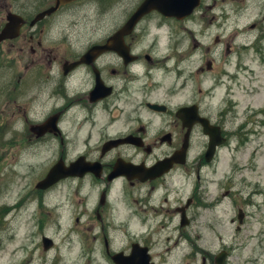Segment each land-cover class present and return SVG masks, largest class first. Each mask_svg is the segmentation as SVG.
<instances>
[{"label":"rangeland","instance_id":"obj_1","mask_svg":"<svg viewBox=\"0 0 264 264\" xmlns=\"http://www.w3.org/2000/svg\"><path fill=\"white\" fill-rule=\"evenodd\" d=\"M8 1L9 7L15 5L14 0ZM34 1L19 0L15 6L29 7L32 18L49 4ZM142 1H100L97 10L89 11L93 29L87 32L81 25L84 33L77 38L82 43L90 37L104 42ZM1 8L0 4V28L4 17ZM202 9L199 17L204 16V22L198 24L194 19L174 25L171 43L167 27L158 30L153 24L146 32H140L141 27L138 30L142 35L138 45L142 56L164 58V66L173 63L175 75L165 72L164 66L162 70L153 69L152 76L146 73L147 77L135 81L130 92H120L96 115H65L61 136L43 144L32 140L30 127L46 121L60 103L41 80L22 76V64L15 63L16 49L0 43V264H110L96 254L105 242L99 238L100 226L95 224L102 183L91 178L64 180L45 194L36 190L37 183L61 157L69 163L87 148L85 138L92 127L84 125L77 131L76 124L81 121L91 118L93 130L106 124L109 129L103 132L113 136L124 132L138 118L158 125L160 120L146 109L147 102L160 101L177 108L204 96L208 118L223 128L227 141L218 149L214 161L202 167L195 160L202 148V140H198L189 160L196 162L189 166L191 175L176 173L173 182L167 184L169 201L174 198L173 206H179L181 201L192 198L190 189L197 180L198 204L189 211V225L183 227L181 213L175 211L171 231L158 233L155 239L159 242L172 237L166 245L172 251L158 260L163 264H202L206 257V264H216L218 254L226 251L225 264H264V0H203ZM84 12L88 13L86 7ZM67 18L70 16L62 22ZM164 31L167 34L161 38ZM156 36L158 43L153 41ZM173 53L174 62H167ZM210 64L213 67L207 70ZM185 71L192 75L188 81L191 88L179 91L184 79L177 76L187 77ZM171 89L174 94H170ZM115 107L120 116L112 122L109 115H113ZM97 141L96 134L92 147ZM123 182L113 187L116 207L121 204V187H126ZM160 193L161 188L157 203ZM201 203L208 205V210ZM242 212L244 222L240 225ZM121 220L117 218L118 223ZM115 227L112 233L117 239L113 247L119 250L126 245L127 236L124 228ZM106 232L109 237L111 230ZM44 236L54 241L53 248L47 251Z\"/></svg>","mask_w":264,"mask_h":264},{"label":"flooded vegetation","instance_id":"obj_2","mask_svg":"<svg viewBox=\"0 0 264 264\" xmlns=\"http://www.w3.org/2000/svg\"><path fill=\"white\" fill-rule=\"evenodd\" d=\"M35 1L49 3L37 14L55 4V0ZM8 2V0H6V3L4 0H0L4 15L1 30L6 24V16L11 11L23 17L26 23L22 27L18 39L5 41L2 45L11 44L16 49L15 63L22 64L24 69L22 76L28 77L30 80L31 78L41 80L46 85L51 97L58 100L59 107H55L52 114L60 115L62 121L65 120L64 116L69 113L76 115L79 112H84L87 114L93 113V116L96 115L101 108L106 106L109 100L120 92H130L132 85L136 83L135 81L140 82L147 77L146 73L140 72L143 66L151 68L152 65L155 66L158 62L151 55L143 57V52L138 51L140 36L137 32L125 39L130 48V53L135 57L134 60L131 57L124 60L115 52L104 54L92 52L94 48L105 45L118 29H113L104 42L90 37L87 43H82L77 38L81 32L84 33V29L80 27L81 25L86 26L87 32L90 28L93 29V17H91L89 11L98 9L99 0L74 2L62 7L55 14L46 17L33 27L30 26V23L37 14L29 20V7L15 6L20 4L19 0H14L15 5L9 7ZM84 7L87 8L88 13H83ZM68 16L70 18H67L66 22H62ZM153 17H157V20ZM164 19L157 13L151 14L139 24L137 30L142 26L163 25ZM96 31H99V28H96ZM85 58L86 60H84ZM33 82L35 83L34 80ZM101 88L106 90L110 88L113 92L112 96L100 101ZM206 98L205 96L194 97L192 102L187 105L192 108V113L187 117V121L194 117L197 120L190 127L185 126L184 121L179 118V109L176 111L168 110L166 114L152 112L154 115L159 116L160 123L158 125L143 123L139 118L134 119L128 125L129 131L127 134L121 133L120 137L105 140L106 142L108 140L128 139L125 144L115 146L105 152L104 145L95 149V151L89 150L84 153L85 160L92 164H100L103 168V175H111L116 168L126 173L127 171H134L129 167L130 164L144 168L172 158L183 149L186 142L188 143V157L192 156L196 143H200L198 140H202L201 151L195 160H199V164H203L202 167L208 166V135H206L202 124V122L208 124V101ZM110 109L111 107H108L107 111ZM114 110L113 115H109L112 122H115L113 118L120 116L119 109L115 107ZM62 121L60 122L62 123ZM129 122H131V119H129ZM93 123L94 121L88 118L87 121H82L76 125L80 130L87 124L95 128ZM91 137L92 134L89 135V138ZM193 164H196V162H193ZM188 165L189 160L186 165L175 162L172 171L160 179L150 180L146 183H141L139 180L129 182L131 188L126 189L120 198L125 202L118 204L117 207L115 204L109 203L111 202V186L113 184H108L106 178L102 180L105 188L100 196H105V203L98 201L95 208V213H97L95 222L101 226V231L105 237L107 235L106 229L113 228L119 217H122L119 222L120 225L128 229L127 243L124 249L111 251L107 241L105 255L112 258L115 253L119 252L133 259L142 260L143 264H159L158 257L160 259L164 253V244L170 241V236L164 242L157 241L156 236L158 233L163 234L170 231V226L176 214L175 211L180 212L181 215L184 213L185 216L191 218L189 211L191 212L198 204L196 187L190 191L189 197L192 198L187 199L185 202L181 201L179 206H173L174 198L169 201L170 189L167 184L173 182L176 173L183 172L186 174L185 169ZM159 188H161L162 193H160V203H157ZM204 199H206L205 195ZM176 203L179 204L178 201ZM201 205L208 210V205L203 203ZM141 228H144V230ZM111 239L113 241L115 238L111 236ZM189 259L194 261L195 258L189 257ZM206 262L207 258L203 257L201 263L206 264Z\"/></svg>","mask_w":264,"mask_h":264},{"label":"water","instance_id":"obj_3","mask_svg":"<svg viewBox=\"0 0 264 264\" xmlns=\"http://www.w3.org/2000/svg\"><path fill=\"white\" fill-rule=\"evenodd\" d=\"M70 2L69 0H57L56 7L48 10L46 13H42L39 15L38 18H41L47 14H50L57 10L61 5ZM200 5V0H145L142 5L136 10L134 15L130 18V20L127 22V24L110 40L113 44L112 47H108L111 50H121L124 48V37L131 34L134 30L136 24L147 14L151 13L154 10H158L159 12L163 13L165 16H176L177 18H185L187 16H190L194 10ZM16 16L11 15L9 17V23L7 24L5 30L0 34V42L7 38H15L18 35V29L20 21H16ZM103 97L106 96L102 95ZM102 97V98H103ZM155 107V106H151ZM49 125H53L52 128L55 130V125L57 124V121H48ZM48 124L44 126H39L34 128L33 130H42L40 133V136L48 132L50 129L48 128ZM208 133L211 135V150L213 152V149L216 148L218 144H221V142H218L215 138L213 133L208 130ZM211 152V151H210ZM91 168L89 166H84L83 161L78 160L74 163H72L69 167H67L63 160H60L50 171L47 178L42 181L38 188L40 189H47L59 180L63 178H68L71 176H79L83 177L87 172H89ZM168 171L169 169H165ZM158 171L161 172L160 174H163L166 171ZM153 172V170H150ZM149 171V172H150ZM119 175H112L111 179L114 177H117ZM131 178V176L129 177ZM140 178H147L140 176ZM243 218L240 215V222L242 223ZM46 249L52 246V243L48 240L45 242ZM227 258V254L225 252L221 253L217 257V263L218 264H224L225 260ZM117 261V260H116ZM119 264V263H118Z\"/></svg>","mask_w":264,"mask_h":264},{"label":"bare ground","instance_id":"obj_4","mask_svg":"<svg viewBox=\"0 0 264 264\" xmlns=\"http://www.w3.org/2000/svg\"><path fill=\"white\" fill-rule=\"evenodd\" d=\"M173 59H175V56L173 57Z\"/></svg>","mask_w":264,"mask_h":264}]
</instances>
